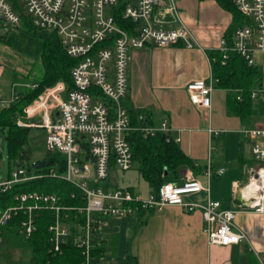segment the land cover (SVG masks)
I'll list each match as a JSON object with an SVG mask.
<instances>
[{"label": "built area", "instance_id": "1", "mask_svg": "<svg viewBox=\"0 0 264 264\" xmlns=\"http://www.w3.org/2000/svg\"><path fill=\"white\" fill-rule=\"evenodd\" d=\"M177 1L167 0L163 11L173 15L176 26L166 28L165 21L158 17L160 0H18L35 26L55 31L65 53L76 63L70 69L72 87L67 90L62 83H56L45 89L23 109V115L17 117L16 123L24 127L38 125L43 129L46 151L58 152L65 157V170L59 177L81 192L83 205L69 208L62 206L55 195L18 193L14 196L17 205L0 208V229L12 214L24 210L26 218L20 221L17 230L19 235L28 238L35 230L31 213L45 207L54 212V221L48 227L52 252H61V244L71 238L86 264L92 248L99 243L104 218H124L140 211H160L167 206H177L185 212L199 210L203 220L202 233L209 244L228 246L246 238L234 224L236 208L222 209L218 201L209 197L212 175L224 172L221 167L213 170L209 160L203 172L207 181L205 186L193 177H186L180 183L164 182L156 194L148 193L145 198L129 189L101 190L111 165L121 171L132 168L131 150L126 139L130 131L141 130L151 135L161 132L170 136L171 128L165 121L158 127L132 125L124 99L131 49L177 44L188 50L200 49L191 30L178 15ZM233 3L248 24L234 31L229 48L252 66V54L264 52V0H233ZM117 16L131 24L120 26ZM0 21H3L2 31L19 26L18 14L7 0H0ZM226 43L222 37L217 49L223 53V58L226 57ZM217 81L210 73L207 79L188 82L185 88L191 104L209 109L211 95L218 88ZM14 85L8 98L0 95L1 108L16 99ZM21 85L35 87L30 83ZM253 95L251 91L250 96ZM239 98L236 95V99ZM36 114H40V123L29 122L28 119ZM136 116L140 121L144 117L143 113H136ZM210 133L218 132L210 130ZM242 135L252 140L251 154L259 164L251 169V180L258 185V190L250 208L263 213L264 128L244 130ZM173 141L178 139L173 138ZM83 154L85 159H82ZM52 176L57 175L52 173ZM35 177L25 175L23 169L15 170L9 180L0 182V192ZM202 192L205 194L203 202L185 199ZM27 201L32 204L26 205ZM69 210L73 212L71 219L68 214L61 215L62 211Z\"/></svg>", "mask_w": 264, "mask_h": 264}, {"label": "crops", "instance_id": "2", "mask_svg": "<svg viewBox=\"0 0 264 264\" xmlns=\"http://www.w3.org/2000/svg\"><path fill=\"white\" fill-rule=\"evenodd\" d=\"M167 3L160 0L158 17L165 21L166 28H172L176 26L173 15L163 11ZM177 11L200 49L188 50L180 44L131 49L125 106L132 114L149 117L152 127L165 121L171 128L169 135L178 139L180 149L195 162V170H181L176 179L168 176V181L180 183L193 177L205 186L203 172L208 160L213 170L224 169L222 175L211 177L209 197L218 201L222 209L235 208L232 201L236 196L243 199L247 208H236L234 224L246 238L228 246L209 244L202 233L199 210L185 212L180 207L167 206L141 215L138 212L124 218H104L97 245L101 254L90 256L87 264H127L128 259L131 264H264V212L250 208L254 195H243L252 182L251 169L259 164L251 154L252 140L242 135L244 130L264 128V52L252 54L258 76L252 88L254 95L250 96V110L244 118L230 113L227 98L231 91L221 88L213 91L209 109L195 106L189 101L186 84L210 75L209 53L218 49L231 14L215 0H178ZM26 62L0 43V85L4 74H10L9 91L5 95L0 92L1 98L9 97L12 85L15 91L21 86L16 78L27 74ZM115 170L113 165L109 167L105 181L112 188L108 190L129 189L141 198L148 195L147 184L145 196L129 187L130 183L121 187ZM185 199L203 202L205 194Z\"/></svg>", "mask_w": 264, "mask_h": 264}, {"label": "trees", "instance_id": "3", "mask_svg": "<svg viewBox=\"0 0 264 264\" xmlns=\"http://www.w3.org/2000/svg\"><path fill=\"white\" fill-rule=\"evenodd\" d=\"M7 1L18 14L20 26L2 31L3 21H0V43L20 55L38 59L41 62V72L40 77L30 83L35 84V87H25L20 84L21 86L15 91L16 99L0 110V133L5 137L7 160L10 166L5 180H9L11 173L18 169H23L27 176H37L15 183L5 192H0V208L17 205L14 200L16 194L32 192L55 195L65 207L81 206L83 205L81 192L59 177L65 170V157L58 152L47 151L43 159L35 161H44L45 164L32 168V163L29 161L31 152L27 147L31 127L19 126L16 123L17 117L23 115V109L31 105L38 95L51 87L54 82L61 80L67 90L72 87L70 69L76 61L67 56L55 31L35 26L31 16L18 0ZM215 1L221 9L231 14V22L223 35L227 42L226 57L223 58V53L219 50H212L209 53L211 75L218 80V88L231 91L227 98L230 113L244 118L250 110V93L258 71L255 66L248 65L242 57L231 51L229 46L234 31L248 24V21L237 11L233 0ZM117 23L125 27L131 24L121 20L119 16ZM236 95H239V100L236 99ZM130 120L132 125L151 127L149 117L146 115L140 121L136 114L130 113ZM126 139L131 150L132 166L135 164L136 171L146 182L149 193L156 194L158 188L168 181V176L176 179L181 170L193 171L196 168L195 162L180 149L171 136L161 132L151 135L141 130H134L127 134ZM83 158H86L84 154ZM52 173L57 176H52ZM213 176L220 175L213 174ZM25 204L29 205L32 202L27 201ZM143 212L146 211H140L138 215ZM26 214L24 210L17 211L0 229V238L4 240L6 249L20 253V257L15 261L16 264H86L80 250L72 245L71 238L61 244V252H52L53 245L49 240L51 233L48 230L49 225L54 221L52 210L43 207L41 210L33 211L31 216L35 230L28 238L19 235L17 227L20 221L26 218ZM64 214H68L70 219L73 217V212L70 210L62 211L61 215ZM80 220L79 217L78 221ZM100 254L101 250L97 246L90 252L91 257ZM127 264H131L130 259Z\"/></svg>", "mask_w": 264, "mask_h": 264}, {"label": "rangeland", "instance_id": "4", "mask_svg": "<svg viewBox=\"0 0 264 264\" xmlns=\"http://www.w3.org/2000/svg\"><path fill=\"white\" fill-rule=\"evenodd\" d=\"M19 26L17 28H19ZM20 56L23 57L25 60H27L26 64L28 65L29 68L27 70V74H25L24 77L16 78L17 82L21 84L22 83L25 84V83H29V82H32L38 79L40 77V72H41V66H40L41 62L38 59L28 58L23 55H20ZM19 62H24V61H19ZM9 77H10V74L6 72L1 79L0 92L3 93V95H5V93L9 91V87H10L8 83L10 81ZM56 83H62L63 86H65V84L61 80L54 82L53 85H55ZM1 109L2 108L0 107V110ZM28 120L29 122L33 124H39L40 114H36L34 117ZM27 147L31 152V156L29 160L30 163H33L37 160H41L45 156L47 151L44 145V132H43V129L39 127L38 125L31 127L29 136H28ZM135 167H136L135 164H133L131 170L129 169L128 172L116 169L115 171H116L117 182L119 183L121 187H125V185H128L130 183L131 185H128L129 187H133L136 191H138L139 193H143L142 195L145 196L147 195V194H144L147 191L146 182L143 181V179L137 173ZM9 169H10V166L7 160V147H6L5 137L0 133V182H3L5 181V179H7V174H8ZM109 188H112V186L110 185L108 187V184L106 181L101 184L102 191L105 192ZM19 257H20V253L17 251H13V250L8 251L5 247L4 240L0 238V264H6L7 262L15 263V261H17Z\"/></svg>", "mask_w": 264, "mask_h": 264}, {"label": "water", "instance_id": "5", "mask_svg": "<svg viewBox=\"0 0 264 264\" xmlns=\"http://www.w3.org/2000/svg\"><path fill=\"white\" fill-rule=\"evenodd\" d=\"M44 164H45L44 161L33 162L31 164V167L32 168H37V167L43 166ZM232 206L233 207H236V208H239L240 207V208H243V209L247 208V205L245 204V202L243 201V199H240L237 196L233 199Z\"/></svg>", "mask_w": 264, "mask_h": 264}, {"label": "bare ground", "instance_id": "6", "mask_svg": "<svg viewBox=\"0 0 264 264\" xmlns=\"http://www.w3.org/2000/svg\"><path fill=\"white\" fill-rule=\"evenodd\" d=\"M263 179L261 180L262 181V184H263V188H264V176L262 177ZM257 190H258V185L254 182V181H252L249 185H247L246 187H245V190H244V192H243V195H249V196H251V195H256L257 194ZM248 196V197H249Z\"/></svg>", "mask_w": 264, "mask_h": 264}]
</instances>
